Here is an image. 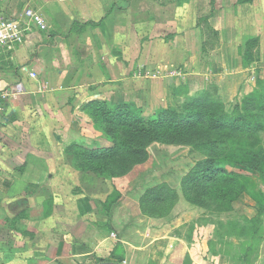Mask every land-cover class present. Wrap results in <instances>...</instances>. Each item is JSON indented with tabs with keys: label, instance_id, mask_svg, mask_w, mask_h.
Listing matches in <instances>:
<instances>
[{
	"label": "rangeland",
	"instance_id": "obj_1",
	"mask_svg": "<svg viewBox=\"0 0 264 264\" xmlns=\"http://www.w3.org/2000/svg\"><path fill=\"white\" fill-rule=\"evenodd\" d=\"M128 1L129 42L132 16L148 54L164 60L176 37L193 64L145 69L141 124H105L95 105L89 141L69 144L116 181L100 208L112 244L129 245L71 257L65 220L63 263L264 264V0ZM97 149L108 154L93 160Z\"/></svg>",
	"mask_w": 264,
	"mask_h": 264
},
{
	"label": "crops",
	"instance_id": "obj_2",
	"mask_svg": "<svg viewBox=\"0 0 264 264\" xmlns=\"http://www.w3.org/2000/svg\"><path fill=\"white\" fill-rule=\"evenodd\" d=\"M128 2L0 0V18L32 9L46 23L45 29L30 23L0 48V88L8 91L0 110V264H65L58 253L65 220L71 257L129 245L112 244L100 208L116 181L80 170L68 146L89 141L95 105L141 108L145 69L175 71L193 61L175 36L164 60L158 49L148 54L144 23L132 16L129 42ZM165 79L169 87L175 76Z\"/></svg>",
	"mask_w": 264,
	"mask_h": 264
},
{
	"label": "trees",
	"instance_id": "obj_3",
	"mask_svg": "<svg viewBox=\"0 0 264 264\" xmlns=\"http://www.w3.org/2000/svg\"><path fill=\"white\" fill-rule=\"evenodd\" d=\"M245 1H249V0H245ZM96 106L100 107V109L98 111V117H99L100 121H102L105 124L109 123L110 125L111 124L112 125H125V126L135 127L144 121V117L142 115L141 108L136 107L135 105H133L131 103H120V104H116L113 106H107L105 104H97ZM160 119H162V116L158 115L157 120H160ZM189 122H191V120H189V119L184 120V124H187V125L191 124ZM184 124L183 123H181V124L175 123L174 129L179 130L182 126H184ZM88 151L90 152V150H88ZM88 151H83V154H85ZM74 154L75 153H73V161L75 163V166L78 167L80 170L86 171V172H91V173L93 172V173L102 174L103 176H107V177L110 176L109 173L104 171V170H95V168L93 167V165H94L93 161L91 159L89 160L87 157H84V160L79 158L78 155L82 154L81 152L79 154H77V153L75 155ZM106 154H108L107 149H97V150H94L91 152V155H92L91 158L93 160H94V158L98 159L101 156L104 157V155H106ZM74 157H78L77 159H81V160L77 162L76 160H74ZM248 165H249V167L251 166L257 170H260L258 162H255L254 164L248 163ZM222 171L223 170L218 168L217 170H215V173H222ZM154 197H156V198H153L151 203L156 205V203L160 202V199L158 198V196H154Z\"/></svg>",
	"mask_w": 264,
	"mask_h": 264
},
{
	"label": "built area",
	"instance_id": "obj_4",
	"mask_svg": "<svg viewBox=\"0 0 264 264\" xmlns=\"http://www.w3.org/2000/svg\"><path fill=\"white\" fill-rule=\"evenodd\" d=\"M30 23L35 24L40 29L46 28V23L41 14L32 9H26L23 16L18 19H2L0 18V48L11 42L29 28ZM8 91L0 88V110L2 100L7 96ZM2 116L0 114V121Z\"/></svg>",
	"mask_w": 264,
	"mask_h": 264
},
{
	"label": "water",
	"instance_id": "obj_5",
	"mask_svg": "<svg viewBox=\"0 0 264 264\" xmlns=\"http://www.w3.org/2000/svg\"><path fill=\"white\" fill-rule=\"evenodd\" d=\"M104 264H118V263H109V262H105Z\"/></svg>",
	"mask_w": 264,
	"mask_h": 264
}]
</instances>
